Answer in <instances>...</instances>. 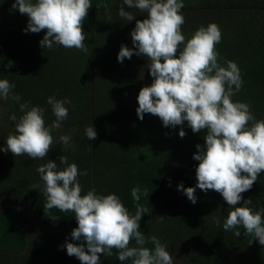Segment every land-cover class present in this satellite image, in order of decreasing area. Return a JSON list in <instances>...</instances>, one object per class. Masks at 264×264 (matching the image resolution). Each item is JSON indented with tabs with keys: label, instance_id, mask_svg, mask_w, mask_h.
I'll return each mask as SVG.
<instances>
[{
	"label": "trees",
	"instance_id": "obj_1",
	"mask_svg": "<svg viewBox=\"0 0 264 264\" xmlns=\"http://www.w3.org/2000/svg\"><path fill=\"white\" fill-rule=\"evenodd\" d=\"M13 2L0 0V79L15 83L13 92L21 101L0 99V149L7 147V136L15 132L9 117L22 115L20 103L44 108L46 126L56 119L47 103L49 96L67 98L71 104H66L67 119L52 130L54 144L44 159L0 150V264H81L64 247L66 241L82 242L71 237L78 226L74 214L43 206L44 182L37 167L53 160L63 169L61 155L76 163L81 173L87 172L78 178L82 194L91 189L104 195L116 193L132 215L136 202L131 189L138 187L139 203L148 209L139 230L146 241L156 236L166 244L173 264H264V246L258 239L244 235L242 227L240 237L235 230L223 229L230 209L220 193L197 187L193 204L177 188L180 183L185 188L196 186L199 161L193 154L197 144L205 145L207 129L194 133L186 121L165 127L158 116L145 113L141 120L137 115L139 91L153 81L148 60L133 53L121 63L117 56L121 45L134 48L131 31L136 20L147 14L128 8L123 0H91L83 22L88 51L61 45L49 50L40 46L45 31H24L28 16L13 9ZM183 3L185 40L201 25L218 24L222 32L216 45L218 62H236L243 80L233 100L249 103L255 118L264 119V0ZM121 7L135 13V18L122 20ZM90 125L97 133L95 140L86 137L85 128ZM181 128L186 133L183 138ZM61 135L71 137L67 145L61 143ZM241 195L252 200L255 210L264 208V172ZM130 246H135L134 240ZM145 246L154 248L150 242ZM100 261L131 264L130 259L119 261L115 249L111 257L100 254Z\"/></svg>",
	"mask_w": 264,
	"mask_h": 264
},
{
	"label": "clouds",
	"instance_id": "obj_2",
	"mask_svg": "<svg viewBox=\"0 0 264 264\" xmlns=\"http://www.w3.org/2000/svg\"><path fill=\"white\" fill-rule=\"evenodd\" d=\"M123 3L147 14L145 19L136 20L131 31L134 48L121 45L117 56L121 63L133 53L148 60L153 81L139 91L136 109L139 119L143 120L144 114L149 113L158 116L165 127L183 125L186 121L194 133L207 129L205 145L197 144L198 151L193 154V159L199 161L197 184L185 188L180 183L178 190L193 204L197 202V187L220 193L230 209L223 229L235 230L234 235L240 237L238 229L242 227L244 235L258 239L264 246V208L255 210L252 200L241 195L264 172V119L255 118L249 103L233 100L243 80L236 62H218L216 45L222 39L219 25L215 22L201 25L186 41L182 33L183 0H123ZM91 7V0H14L12 4L13 9L18 8L20 14L28 16L25 32L45 31L40 41L43 49L61 45L83 52L88 51L83 22ZM118 15L126 22L135 18V13L124 7ZM14 88L15 83L0 79V99L21 101ZM47 103L56 117L51 126L45 124L44 108L29 106L28 101L20 103L22 115L17 117L13 113L9 117L15 122V132L7 136V147L0 150L10 151L14 156L44 159L54 144L52 130L59 129L67 119L66 104H71V100L49 96ZM85 134L90 140L97 136L92 125L85 128ZM185 135L181 128L179 136ZM70 139L69 135L60 136L64 145ZM59 164L64 165L63 169L57 162L48 160L37 171L44 182V209L71 213L77 220L78 226L72 230L71 237L82 242L66 241L64 247L69 256L77 257L81 264H101L100 254L111 257L115 249L121 262L130 259L131 264H173L167 245L156 236L146 241L139 230V221L148 209L139 203L138 187L131 189L136 202V212L132 215L116 193L104 195L91 189L82 194L78 178L87 172L81 173L77 164L69 163L63 155ZM242 199L243 204L237 206ZM52 217L59 219L56 215ZM213 222L220 226L218 218ZM133 240L135 246H130ZM149 242L154 248L145 246Z\"/></svg>",
	"mask_w": 264,
	"mask_h": 264
}]
</instances>
